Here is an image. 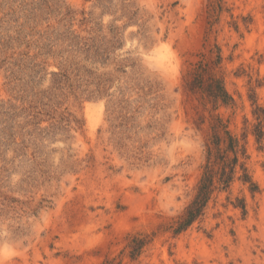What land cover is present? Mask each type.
<instances>
[{"label":"rangeland","instance_id":"374dc122","mask_svg":"<svg viewBox=\"0 0 264 264\" xmlns=\"http://www.w3.org/2000/svg\"><path fill=\"white\" fill-rule=\"evenodd\" d=\"M257 104L264 0H0V264H264ZM217 116L251 182L176 233Z\"/></svg>","mask_w":264,"mask_h":264},{"label":"trees","instance_id":"16d2710c","mask_svg":"<svg viewBox=\"0 0 264 264\" xmlns=\"http://www.w3.org/2000/svg\"><path fill=\"white\" fill-rule=\"evenodd\" d=\"M192 88L211 98L215 103L221 101L223 104L228 105L233 101L223 79L206 82L204 71L201 68L195 73ZM254 114L258 120L254 131L260 139L264 137V106L257 104ZM206 149V164L197 194L180 217L175 228L176 233L188 229L205 215L214 193L218 190H228L231 187L236 179L238 167L244 171L239 178L244 182H251L246 164L242 161V158L246 156L245 145L239 137L228 129V125L219 116H217L212 126V135L206 143Z\"/></svg>","mask_w":264,"mask_h":264}]
</instances>
